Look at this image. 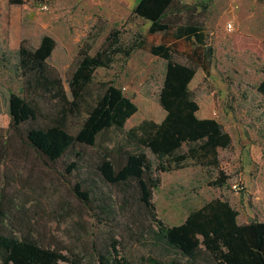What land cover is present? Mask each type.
Wrapping results in <instances>:
<instances>
[{"label": "trees", "instance_id": "16d2710c", "mask_svg": "<svg viewBox=\"0 0 264 264\" xmlns=\"http://www.w3.org/2000/svg\"><path fill=\"white\" fill-rule=\"evenodd\" d=\"M27 3L8 0L10 6ZM201 6L206 8L181 0H137L131 15L149 23L148 35L161 36L160 43L148 51L166 62L158 98L165 117L160 123L142 121L118 144L99 139L111 129L122 130L137 112L136 105L113 83H103L92 101L86 100V94L95 70L110 68L117 56L127 59L144 49V37L136 34L124 44L114 28L94 55L88 53L90 45L80 49L68 80L72 100L48 63L55 40L43 35L35 48L20 43L16 71L21 94L9 95L7 124L12 133L4 146L17 139L46 166L72 155L75 160L66 167L75 178L72 195L94 214L100 227L89 241L73 249L53 237L45 243L28 215L29 201L21 203L19 197L6 201L1 194L0 264H83L84 259L95 264H131L120 252L126 238L157 250L159 259L149 258L151 264H264V222L253 218L240 224L238 211L228 201L212 199L176 226L158 218L152 201L160 185L155 171L168 172L172 164L180 168L186 160L215 167L212 186L227 184L228 176L219 170L218 149L230 148L232 138L216 119L199 118V105L190 90L196 66L207 70L213 54L207 46V29L195 19ZM261 43L264 50V37ZM179 50L186 64L173 61V53ZM256 89L264 110V78ZM39 99L55 100L56 109L45 113ZM74 117H81V123L73 134L68 122ZM183 145L185 153L180 152ZM147 152L157 160L156 168Z\"/></svg>", "mask_w": 264, "mask_h": 264}, {"label": "rangeland", "instance_id": "374dc122", "mask_svg": "<svg viewBox=\"0 0 264 264\" xmlns=\"http://www.w3.org/2000/svg\"><path fill=\"white\" fill-rule=\"evenodd\" d=\"M181 1L206 5L200 7L195 19L207 29V46L213 51L207 70L196 66L190 84L199 105L197 115L216 119L230 134L232 146L218 149L219 170L228 176L222 188L211 185L217 176L215 167L193 160L184 161L180 168L172 164L168 172L155 171L160 179L152 198L156 214L167 226H176L192 210L221 199L238 211L240 223L249 216L264 220V110L263 97L256 89L264 78V0ZM136 2L28 0L25 6L10 7L8 0H0V195L4 194L6 201L12 197H19L21 203L29 201L28 215L45 243L53 237L73 249L89 241L100 226L94 214L72 195L75 178L66 173L67 165L75 160L72 155L46 166L17 139L4 146L12 133L7 124L9 95L21 94L16 51L22 41L35 48L43 35L51 36L56 46L48 63L59 73L65 95L72 100L68 80L80 49L90 45L88 53L94 55L114 28L120 31L124 44L136 34L144 37V49L127 59L117 56L110 68L95 70L86 94V100L92 101L103 83H113L136 105L137 112L122 130L111 129L99 139L122 143L126 133L142 121L160 123L165 117L158 98L166 62L148 51L160 43L161 36L148 35L149 23L131 15ZM44 5L46 9H42ZM173 61L187 63L181 50L173 53ZM39 103L45 113L57 107L55 100L39 99ZM80 123L81 117L70 118L69 131L74 134ZM186 151L183 145L180 152ZM147 155L156 168L157 160L149 152ZM235 183L237 191L232 188ZM120 252L131 264H151L149 258L159 259L153 247L128 238L122 240ZM82 262L95 264L89 259Z\"/></svg>", "mask_w": 264, "mask_h": 264}, {"label": "crops", "instance_id": "0c3cea01", "mask_svg": "<svg viewBox=\"0 0 264 264\" xmlns=\"http://www.w3.org/2000/svg\"><path fill=\"white\" fill-rule=\"evenodd\" d=\"M23 6H25V5H23ZM10 7H18V6H10ZM134 8V7H133ZM1 17H3V14L1 15V13H0V18ZM40 43V42H39ZM199 118H202V117H199ZM202 119H204V118H202ZM249 216V215H248ZM253 218H255V217H253V216H249V220L247 219V220H245L244 222H242V223H240L239 221V223L240 224H245V223H248L251 219H253ZM257 220H259V221H261V222H264V220H260V219H258V218H256Z\"/></svg>", "mask_w": 264, "mask_h": 264}, {"label": "built area", "instance_id": "2783aa9c", "mask_svg": "<svg viewBox=\"0 0 264 264\" xmlns=\"http://www.w3.org/2000/svg\"><path fill=\"white\" fill-rule=\"evenodd\" d=\"M47 7L44 5V6H42V9H46ZM232 188L234 189V190H236L237 191V189H238V184H233L232 185Z\"/></svg>", "mask_w": 264, "mask_h": 264}]
</instances>
